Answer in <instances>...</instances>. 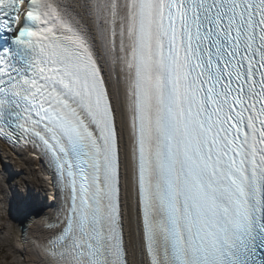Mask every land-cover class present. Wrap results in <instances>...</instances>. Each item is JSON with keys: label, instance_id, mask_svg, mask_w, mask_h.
<instances>
[{"label": "snow or ice", "instance_id": "snow-or-ice-1", "mask_svg": "<svg viewBox=\"0 0 264 264\" xmlns=\"http://www.w3.org/2000/svg\"><path fill=\"white\" fill-rule=\"evenodd\" d=\"M0 140L30 264H264V0H0Z\"/></svg>", "mask_w": 264, "mask_h": 264}, {"label": "bare ground", "instance_id": "bare-ground-1", "mask_svg": "<svg viewBox=\"0 0 264 264\" xmlns=\"http://www.w3.org/2000/svg\"><path fill=\"white\" fill-rule=\"evenodd\" d=\"M44 172L45 167H40L39 162L33 160L27 152L20 151L12 154L4 145L0 144V176L11 179L16 178L17 181H23V184L19 187H23L30 192V197L33 200L30 206L33 208V213L43 211V205L40 199L44 191ZM3 184L4 179H0V190L9 192L8 188L5 185L3 186ZM11 187L15 188L16 191L18 190L13 182L11 183ZM48 189H51V187L48 186ZM9 199H11L10 196ZM2 200L3 197L0 201ZM13 206L17 207L14 200L10 204L8 218L6 205L0 203V248L5 249L8 253V257H3V264H30L27 245L22 242L18 227H14L13 223L9 221L11 219L14 223H24L23 216ZM4 215L7 218L6 225L2 224ZM25 227L27 229L28 239L30 240L32 237V229L28 225H25ZM2 251L0 250V256L3 253Z\"/></svg>", "mask_w": 264, "mask_h": 264}, {"label": "rangeland", "instance_id": "rangeland-1", "mask_svg": "<svg viewBox=\"0 0 264 264\" xmlns=\"http://www.w3.org/2000/svg\"><path fill=\"white\" fill-rule=\"evenodd\" d=\"M10 181H11L10 183L13 182V183H14V186L16 185V187H17L18 189H23V188L19 187V186H21V185L23 184V183H22V182H23L22 180H19V181H17V180H16V181L13 180V181H12V180L10 179ZM16 182H17V183H16ZM19 184H20V185H19ZM3 186H4V184H3ZM6 193H9V194H10L9 196H11V193H10V192H7V191H6ZM1 198H2V197H1ZM1 198H0V199H1ZM6 224H7V218L5 217V221H3V225H6ZM0 234H1V231H0ZM0 250H1V251L4 250V251H2L3 253H2V255L0 256V264H3V263H4V261H3L4 258H3V257H5V258L8 257V253H7V251H6L5 249H1V248H0Z\"/></svg>", "mask_w": 264, "mask_h": 264}]
</instances>
